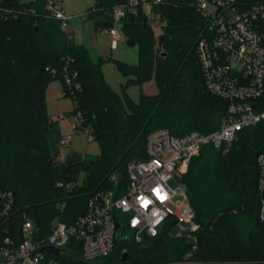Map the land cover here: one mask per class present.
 Returning a JSON list of instances; mask_svg holds the SVG:
<instances>
[{"label": "trees", "instance_id": "16d2710c", "mask_svg": "<svg viewBox=\"0 0 264 264\" xmlns=\"http://www.w3.org/2000/svg\"><path fill=\"white\" fill-rule=\"evenodd\" d=\"M105 1L96 0L95 10L89 12L96 17L97 28L111 25L105 10L112 2ZM170 1L163 32L171 39L168 45L159 48L155 33L141 21L123 26L128 39L139 45V62L118 63L119 70L132 77L129 83L154 80L158 88L156 95L141 94L135 104L110 88L100 61L93 63L71 33L46 15L43 0H0V8L17 14L0 20V190L14 195L8 218L0 207V243L5 237L20 241L23 214L32 220L36 235L44 237L55 218L70 223L85 214L94 193L114 189L111 176L120 188L125 187L128 164L146 159L150 132L166 129L181 137L219 128L227 103L212 95L203 81L196 54L202 21L188 7V0ZM69 71L79 85L70 96L74 108L69 115L81 112L99 154L64 165L53 160L47 140L56 128L45 95L55 80L62 82L64 95V73ZM260 154H264V122L241 131L227 152L208 144L190 161L181 182L200 226L193 245L187 243L189 237L170 234L176 223L169 219L155 237L144 235L139 243L122 240L106 258L89 263L78 258L70 264L264 260V224L258 218ZM59 182L63 187H57ZM73 182L76 185L69 190L67 185ZM124 250L129 257L120 261Z\"/></svg>", "mask_w": 264, "mask_h": 264}, {"label": "built area", "instance_id": "2783aa9c", "mask_svg": "<svg viewBox=\"0 0 264 264\" xmlns=\"http://www.w3.org/2000/svg\"><path fill=\"white\" fill-rule=\"evenodd\" d=\"M43 1L46 15L57 20L68 33L69 17L61 3ZM107 2H112L105 10L111 25L102 29L111 36L112 48L122 39L118 28L126 23L141 21L154 33L159 30V35L164 34L170 0ZM188 7L202 21L196 54L205 87L227 103L219 128L208 134L191 131L181 137L172 136L166 129L150 132L146 137V159L128 164L125 187L120 188L115 176H111L114 189L94 193L85 214L70 223L55 218L50 233L44 237L36 235L32 220L23 214L20 241L5 237L0 243V264H70L78 258L94 262L108 257L119 241L131 239L139 243L144 235L157 236L169 219L176 224H188L192 234L189 238L195 239L193 234L200 226L187 193L181 188L172 189L168 183L172 178L181 180L204 145L227 150L241 131L264 122V0H188ZM10 15L17 16L11 9L0 8V20ZM64 80V95L72 96L79 87L75 73L65 72ZM69 117L72 131L81 132L86 143L91 142L93 137L81 112L76 110ZM70 139V135L61 136L60 146L66 147ZM256 162L258 218L264 224V154L258 155ZM75 185L70 183L67 188ZM57 187L63 184L59 182ZM13 206V193L0 190L1 214L8 218ZM63 207L61 204L60 208ZM46 246L58 249L59 253L43 251ZM220 264H264V260Z\"/></svg>", "mask_w": 264, "mask_h": 264}, {"label": "rangeland", "instance_id": "374dc122", "mask_svg": "<svg viewBox=\"0 0 264 264\" xmlns=\"http://www.w3.org/2000/svg\"><path fill=\"white\" fill-rule=\"evenodd\" d=\"M29 2L32 0H20ZM65 11V15L69 17L68 32L71 33L73 41L76 44L82 45L88 52L89 59L93 63L100 61V67L103 77L110 88L124 100L128 97L133 103L138 104L141 94L153 96L158 93V88L154 80L145 81L141 84L129 83L131 76H125L119 70L117 64L124 63L128 65H137L139 62V45L135 43L133 46L127 45L128 36L125 28H118L119 40L118 45L112 48V38L109 33L101 27L96 26L95 16H91L89 12L94 9L96 0H60ZM110 27V26H109ZM106 27V28H109ZM158 30V29H156ZM156 37L160 31H155ZM62 88V82L55 80L49 83L46 93L49 90V98L46 101L47 113L51 119L57 117L59 119L60 134L71 132L72 119L69 117V112L74 108L71 97L63 95L59 88ZM46 100V95H45ZM73 148L82 152L86 148L87 156H96L99 154L98 144L93 138L86 146V139L81 132H73ZM60 134H47V140L51 149L52 158L56 155L57 142ZM223 149V152H227ZM64 161V159H63ZM187 172V171H186ZM185 172V173H186ZM183 173L181 177L185 174ZM168 185L172 189L181 188L185 190L180 179L172 178ZM180 198V196H176ZM170 234L174 237H190L192 236L188 224L177 223L170 229ZM238 260H223L217 261L214 264H220ZM248 262V261H239Z\"/></svg>", "mask_w": 264, "mask_h": 264}, {"label": "crops", "instance_id": "0c3cea01", "mask_svg": "<svg viewBox=\"0 0 264 264\" xmlns=\"http://www.w3.org/2000/svg\"><path fill=\"white\" fill-rule=\"evenodd\" d=\"M58 1L60 2V0H58ZM61 5H62V3H61ZM62 8H63V6H62ZM63 11H64V8H63ZM64 13H65V11H64ZM59 89L62 91L61 87ZM49 90L50 89H48V91L46 93V101H48V99H51V98H49V94H50ZM47 104L48 103H46V107H47ZM48 106H49V104H48ZM51 120L53 122H55V128H56V132L53 133V134H56V135L58 134L59 135L60 134L59 119L57 117H55L54 119H51ZM63 135H70L71 136L70 142H69V144L66 147H61L60 146V138ZM73 136H74V133L71 132L70 130H69V132H67L65 134H60V136H59L60 138H58V142H57L56 155L53 158V160L55 162L60 163V164H64V165L76 164V163L80 162L81 159L86 155V148L82 152H79L78 150L73 148ZM89 143H86V146ZM98 150H99V148H98ZM63 159H64V161H63Z\"/></svg>", "mask_w": 264, "mask_h": 264}, {"label": "water", "instance_id": "95a60500", "mask_svg": "<svg viewBox=\"0 0 264 264\" xmlns=\"http://www.w3.org/2000/svg\"><path fill=\"white\" fill-rule=\"evenodd\" d=\"M170 40L171 39H170L169 35H167V34H161V35H159L157 37V46L159 48H162L163 46L168 45L170 43ZM134 44H135L134 41L129 40V39L127 40V45L133 46ZM161 55L164 56L165 53H162ZM116 227H118L117 224H116ZM120 232L122 234V230ZM187 243L193 245L195 243V239L194 238H188L187 239ZM42 250L43 251H47V252H53L55 254H58L59 253V250L56 249V248H54V247H52V246L43 247ZM128 257H129L128 251L124 250L122 252V254H121L120 261H125Z\"/></svg>", "mask_w": 264, "mask_h": 264}]
</instances>
